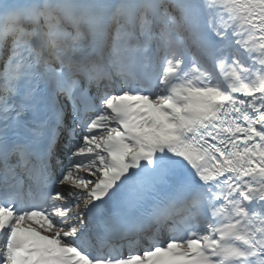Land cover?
<instances>
[{
	"label": "snow or ice",
	"instance_id": "1",
	"mask_svg": "<svg viewBox=\"0 0 264 264\" xmlns=\"http://www.w3.org/2000/svg\"><path fill=\"white\" fill-rule=\"evenodd\" d=\"M0 264H264V0H0Z\"/></svg>",
	"mask_w": 264,
	"mask_h": 264
}]
</instances>
